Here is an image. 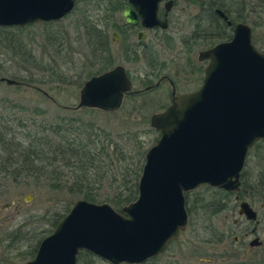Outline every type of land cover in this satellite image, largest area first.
I'll use <instances>...</instances> for the list:
<instances>
[{
	"label": "rangeland",
	"instance_id": "1",
	"mask_svg": "<svg viewBox=\"0 0 264 264\" xmlns=\"http://www.w3.org/2000/svg\"><path fill=\"white\" fill-rule=\"evenodd\" d=\"M237 1L242 5L241 0ZM259 1L244 0L242 12H237L234 7L232 13L247 18L244 24L252 28L253 43L264 53V12L258 6ZM179 3L170 28L148 32L142 43L137 39V31L127 35L130 29L124 24L125 9L112 13L115 4L111 0L79 1L75 10L58 22L37 23L9 34L17 41L18 48L12 52L0 46V77L16 80L22 85L0 82V112L10 115L28 113L33 117L36 110L41 109L47 111L46 116L52 121L58 117H81L120 133L130 131L138 134L143 145L136 149L147 153L160 139V133L151 127V117L164 112L172 104L169 84L126 97L116 112L66 108L79 104L82 87L90 78L117 66L126 69L133 82V91L156 85L163 76L171 77L179 95L198 91L202 86V72L208 66L206 61H199L200 53L230 41L233 29L243 23L233 24L232 30H227L226 36L231 35L230 38L202 39L206 26L201 24L203 17L200 10L186 0ZM104 18L105 21L109 18L108 25L111 26L107 31L109 55L106 62L101 53L94 51L88 35V27L91 29L93 24L102 26ZM217 31L215 23L214 34ZM114 33H122L118 42L113 40ZM131 46L133 57L130 56ZM105 63L108 68L102 71ZM243 173L251 178L249 189H261L264 203V140L250 150ZM208 187L201 186L189 192L190 205H196L194 210L197 213L193 218L189 217L185 232L161 256L143 264H264L262 202L257 203L255 208L260 212V222L258 225L251 224L250 228H258L263 247L247 253L253 238L244 244L235 242L243 219L238 214L234 192H229L233 195L226 210L217 214L198 210L197 198L212 199L216 192L214 189H219ZM0 188V264H27L32 261L35 257L31 258L29 250L42 231L47 230V234L51 235L57 227H53V216L65 212L67 207L71 211L75 203L82 200L68 192L58 193L37 186L33 180L26 178L17 182L5 181ZM235 221L241 224L236 226ZM81 264L110 263L93 255V258L83 256Z\"/></svg>",
	"mask_w": 264,
	"mask_h": 264
},
{
	"label": "water",
	"instance_id": "2",
	"mask_svg": "<svg viewBox=\"0 0 264 264\" xmlns=\"http://www.w3.org/2000/svg\"><path fill=\"white\" fill-rule=\"evenodd\" d=\"M78 1L86 0H0V28L58 22ZM162 1L128 0L125 22L135 24L140 17L144 28H165L158 18ZM118 37L114 33L115 42ZM199 59L210 61L200 89L174 94L171 106L151 117L160 139L145 155L137 201L121 213L108 203L77 201L27 264H78L83 251L110 264L146 263L187 229L186 193L201 186L240 191L248 154L264 140V53L253 43L252 28L238 24L230 41L201 52ZM0 82L22 85L6 77ZM132 87L126 69L117 66L90 78L79 104L66 109L116 112L126 96L141 92ZM239 212L249 221L257 219L247 202Z\"/></svg>",
	"mask_w": 264,
	"mask_h": 264
},
{
	"label": "trees",
	"instance_id": "3",
	"mask_svg": "<svg viewBox=\"0 0 264 264\" xmlns=\"http://www.w3.org/2000/svg\"><path fill=\"white\" fill-rule=\"evenodd\" d=\"M111 1L115 4L112 13L120 11L126 3V0ZM194 1L207 9L211 5L222 9L234 25L238 22L247 23L246 17L233 15L232 9L238 6L235 3L214 0L208 5L207 0ZM258 6L264 12V0L259 1ZM109 18L107 21L104 18L102 26L93 24L91 29L88 27L91 46L96 53H101L105 62L109 55ZM214 18L218 27L214 37L219 40L230 38L231 35L226 36L227 24L216 14ZM23 29L0 28V35H5L0 37V46L15 52L18 48L17 41L10 38L9 34ZM107 68L105 63L102 71ZM19 110L22 112L23 108ZM46 112L38 109L33 117L28 113L10 115L0 112V187L5 181L17 182L26 178L53 192H68L91 203H108L120 213L126 206L137 201L146 155V151L136 149L143 145L138 134L130 131L120 133L92 121L87 122L81 117H58L52 121L47 118ZM241 180L242 190H247L251 178L243 173ZM214 190L216 192L212 199L197 198L198 210L211 214L226 210L233 194L221 189ZM104 191L106 193L102 194ZM188 195L189 193L186 194V206L189 216L193 218L197 213L194 210L196 205H190ZM224 202L226 203L223 204ZM69 208L53 216V227L62 221L70 211ZM48 235L47 230L42 231L36 244L29 250L31 258L35 257L41 241ZM83 256L93 258L86 251L80 252L78 264H81Z\"/></svg>",
	"mask_w": 264,
	"mask_h": 264
},
{
	"label": "flooded vegetation",
	"instance_id": "4",
	"mask_svg": "<svg viewBox=\"0 0 264 264\" xmlns=\"http://www.w3.org/2000/svg\"><path fill=\"white\" fill-rule=\"evenodd\" d=\"M186 1L194 4L195 8H198L200 10L199 13L202 14L203 18H202L201 24H203V25L205 24V26H206L205 27L206 33L203 35L202 39L210 40L215 35L214 34V28H215L214 14H216L223 22H225L227 24L229 30H232L233 23L230 21V17L222 9L214 8L215 5H211V8L207 9L206 7H201L200 5L195 4L194 0H186ZM197 1H201V0H197ZM213 1L214 0H207V4L209 5V3H212ZM222 1L223 2L225 1V2H228V3H237L238 6L235 9L237 12H242V10L244 8L243 7V5H244L243 1L244 0H241L242 5L237 0H222ZM179 2H180V0H163L159 4L158 18H159V21H160V25L161 24L165 25V28H163L162 26H157V27H154V28H144L142 26L141 18L138 17V20H137V22L135 24L124 23L125 26L130 29L127 32V35L130 36V35H132L133 32L137 31L138 32L137 33V39L140 41L139 43H142L144 40H146L148 32L149 33H151V32L156 33V32H160V31L168 30L170 28V25H171L173 19H174V16H176L175 15V10L179 6V4H180ZM127 5H129L128 0H126V4L123 6V9H125V7ZM239 7H240V9H238ZM218 10H221L224 14H226L228 16L229 21L232 23L231 26L228 25V23L226 21H224V19L219 15V13L217 12ZM199 26H200V24H199ZM233 31H235V30L233 29ZM118 35L122 36V33H120ZM119 39H120V37H118V41H119ZM113 40H114V35H113ZM132 50H134V49L131 46V48H130V56H131ZM131 57H133V56H131ZM199 61H200V59H199ZM205 61L208 64L210 62L209 60H205ZM205 61H200V62H204L205 63ZM205 70H206V68L202 72V74L204 76L202 77L201 85L203 84V81H204V78H205ZM165 83L169 84L170 87H171V102H172V99L174 97V94L176 96L182 95V94L179 95L177 93L176 84L171 79V77L170 76H163L156 85H151L149 87H146L145 89L138 90V91H141V92L140 93H135V94H130V96H137V95H141V94L146 93V92H151L153 90L158 89L159 87H161ZM132 84H133V82H132ZM132 91H133V87H132ZM196 91H194V92H196ZM194 92H190V93H194ZM190 93H188V94H190ZM185 94H187V93H185ZM259 190H261V189L255 188V190H251V189L248 188L247 190H244V189L242 190V188H241L240 191L237 192L238 193L237 195L234 194L235 195L234 196L235 197V203L238 205V214H239L240 218L243 219L242 220L243 221V225L240 227V230H239L240 235L235 237V242L237 244H244L246 242V240L253 238L249 242V250L247 251V253H251L253 251V249H255V248H262L263 247V242H262L261 238L259 237L258 228H256V227L250 228L251 224H257L258 225L259 222H260V212L255 209L256 208V204L259 203V202H262L261 209H264L263 196H262V194L260 193ZM243 202L249 203L250 206L252 207V209L256 212L257 219L255 221H249V220H247V218L244 215L243 216L240 215V212H239L240 211V205ZM234 224L236 226H239L241 224V222L240 221H235ZM254 241L257 242L256 246H252V243Z\"/></svg>",
	"mask_w": 264,
	"mask_h": 264
}]
</instances>
